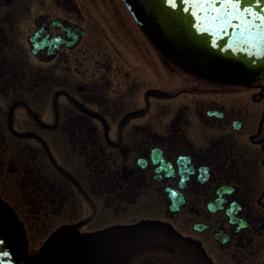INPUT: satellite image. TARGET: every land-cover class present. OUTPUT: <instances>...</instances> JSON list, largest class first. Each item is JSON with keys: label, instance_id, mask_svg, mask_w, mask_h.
<instances>
[{"label": "flooded vegetation", "instance_id": "af4514ba", "mask_svg": "<svg viewBox=\"0 0 264 264\" xmlns=\"http://www.w3.org/2000/svg\"><path fill=\"white\" fill-rule=\"evenodd\" d=\"M116 2L111 41L79 0H0V204L55 264H264V78L164 86Z\"/></svg>", "mask_w": 264, "mask_h": 264}, {"label": "water", "instance_id": "95a60500", "mask_svg": "<svg viewBox=\"0 0 264 264\" xmlns=\"http://www.w3.org/2000/svg\"><path fill=\"white\" fill-rule=\"evenodd\" d=\"M124 2L158 49L186 71L229 85L264 77V0ZM15 225L0 204V264H55L46 252L29 257Z\"/></svg>", "mask_w": 264, "mask_h": 264}, {"label": "rangeland", "instance_id": "374dc122", "mask_svg": "<svg viewBox=\"0 0 264 264\" xmlns=\"http://www.w3.org/2000/svg\"><path fill=\"white\" fill-rule=\"evenodd\" d=\"M117 7L118 6L116 0H79V20L82 21L81 23L88 26L92 34H93V30H95L96 33L98 32V34H100L101 40H106L107 37H109L110 40L113 41L112 32L114 30V26L112 25L111 23L112 19L110 18H115V13L118 16L119 13L121 12L119 7L117 10ZM23 42L24 40L21 42L20 46H24ZM149 56H150V49H148V54H147V57L150 59L151 57ZM164 68L167 71V73H165L164 86H168V85L173 86L174 84L180 83L182 81L181 79L184 80L182 74H185V72H183L175 65L171 63L168 64L165 62ZM193 77H195L196 80H202V82L206 81L196 76ZM147 82H149V85L154 84V80L149 75V73L147 75ZM210 84L211 86H222L221 84L219 85L212 82H210ZM10 190L11 189L6 190V192ZM6 192L4 191L3 193L7 195ZM8 197L12 198L13 195L11 197L8 194ZM11 202L16 206L19 203V198L17 196L16 198H12ZM31 248L34 247L31 246ZM29 252L32 254L34 252H37V250L36 251L29 250ZM173 260L174 262L172 264H205L195 252L193 253L185 248H179L178 254H175L173 256Z\"/></svg>", "mask_w": 264, "mask_h": 264}]
</instances>
